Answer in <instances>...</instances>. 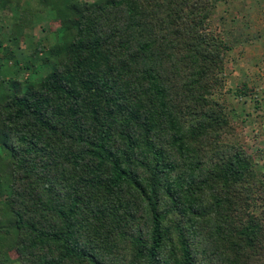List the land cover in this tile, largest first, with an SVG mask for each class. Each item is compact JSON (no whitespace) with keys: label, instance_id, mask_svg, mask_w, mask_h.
Masks as SVG:
<instances>
[{"label":"trees","instance_id":"trees-1","mask_svg":"<svg viewBox=\"0 0 264 264\" xmlns=\"http://www.w3.org/2000/svg\"><path fill=\"white\" fill-rule=\"evenodd\" d=\"M30 1L59 29L23 64L0 43V264H264V148L237 137L261 99L225 90L239 22L213 25L218 0Z\"/></svg>","mask_w":264,"mask_h":264},{"label":"rangeland","instance_id":"rangeland-1","mask_svg":"<svg viewBox=\"0 0 264 264\" xmlns=\"http://www.w3.org/2000/svg\"><path fill=\"white\" fill-rule=\"evenodd\" d=\"M231 1L233 0H218L213 25L217 26L218 30L223 29L232 33L227 28L233 26L234 19L239 22V26L233 30L235 50L230 54L225 67L227 75L225 90L246 84L248 94L261 99L262 108L258 113L252 110L253 100L246 103L244 107L250 113V117L244 119L246 125L238 127V140L245 142L254 152L264 148V0H235L237 2L235 12L230 11ZM16 11L21 13L18 22H15L14 18L11 19V12H6L4 17L0 18V43L7 46V38L18 37L20 42L15 57L23 64L22 60L26 54L35 48L47 49L57 42L59 22L45 13L44 18L40 17L41 20L33 19L30 15L36 14L38 17L37 13L41 11L39 6L30 0H21ZM24 14L28 15L23 29L19 27V22L22 21ZM10 65V62L2 63L1 73L4 76L8 72L6 68ZM21 66L19 67L22 68ZM21 76L26 78L28 74L23 73ZM9 258H15L13 253H10Z\"/></svg>","mask_w":264,"mask_h":264}]
</instances>
